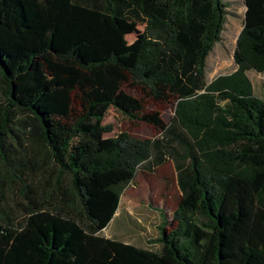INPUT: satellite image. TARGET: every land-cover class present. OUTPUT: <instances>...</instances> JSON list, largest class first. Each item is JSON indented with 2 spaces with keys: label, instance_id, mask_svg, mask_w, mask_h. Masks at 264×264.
<instances>
[{
  "label": "trees",
  "instance_id": "1",
  "mask_svg": "<svg viewBox=\"0 0 264 264\" xmlns=\"http://www.w3.org/2000/svg\"><path fill=\"white\" fill-rule=\"evenodd\" d=\"M67 1L84 16L39 33L26 0H0V264H264V100L247 77L264 73V0H241L236 70L210 82L228 0H38L40 12ZM61 65L72 84L49 85ZM127 76L175 101L154 138H104L110 107L140 117L117 99ZM168 161L180 196L158 247L104 237L137 171Z\"/></svg>",
  "mask_w": 264,
  "mask_h": 264
},
{
  "label": "rangeland",
  "instance_id": "2",
  "mask_svg": "<svg viewBox=\"0 0 264 264\" xmlns=\"http://www.w3.org/2000/svg\"><path fill=\"white\" fill-rule=\"evenodd\" d=\"M228 1L235 15L229 16L221 42L214 45L206 59L205 73L208 82L218 76L229 75L236 70L233 52L242 28L240 15L243 9L241 0ZM26 3L35 16V27L39 33L48 27L45 22L47 19L61 25L85 14L81 8L75 7L70 1L60 5L46 16L41 14L38 0H26ZM91 24L101 33L103 22L99 14L91 17ZM142 31L143 26L139 25L136 33L125 36L123 39L125 47L134 45ZM62 68L63 65L58 66L45 75V80L49 85L72 84L77 72L71 71L67 78L62 76L60 72ZM247 77L252 84L254 95L264 100V73L249 71ZM117 99L119 103L129 102L136 106L140 117L132 119L110 107L105 114L103 124L111 125L113 130L105 134L104 138L114 137L119 133H126L138 139L154 138L169 123L174 114V100L159 103L146 97L139 88L131 84L128 76L119 89ZM179 196L172 162L168 161L162 166L143 165L132 182L117 198L115 209L101 234L106 238L117 239L144 248H156L160 228L164 223H167L164 226L165 229L170 227Z\"/></svg>",
  "mask_w": 264,
  "mask_h": 264
},
{
  "label": "crops",
  "instance_id": "3",
  "mask_svg": "<svg viewBox=\"0 0 264 264\" xmlns=\"http://www.w3.org/2000/svg\"><path fill=\"white\" fill-rule=\"evenodd\" d=\"M242 13H241V15H240V17H241V22H242V17H243V13H244V10H245V8H244V6L242 5ZM229 10H230V12H231V15L232 16H234L235 15V12H233L232 11V7L231 6H229ZM231 15H229V16H231ZM229 18V17H228ZM228 20V19H227Z\"/></svg>",
  "mask_w": 264,
  "mask_h": 264
}]
</instances>
